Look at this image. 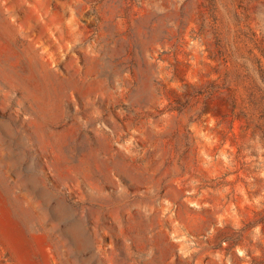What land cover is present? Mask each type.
Instances as JSON below:
<instances>
[{"label":"rangeland","instance_id":"1","mask_svg":"<svg viewBox=\"0 0 264 264\" xmlns=\"http://www.w3.org/2000/svg\"><path fill=\"white\" fill-rule=\"evenodd\" d=\"M0 196V264H264V0H0Z\"/></svg>","mask_w":264,"mask_h":264},{"label":"bare ground","instance_id":"2","mask_svg":"<svg viewBox=\"0 0 264 264\" xmlns=\"http://www.w3.org/2000/svg\"><path fill=\"white\" fill-rule=\"evenodd\" d=\"M6 204L7 203H5L4 198H2L0 196V205L2 206V209L5 208V207H7ZM23 215L25 217L27 216V214L24 211H23ZM6 223L12 229H17L18 227L21 226L19 224V221L15 220V219H12V218L7 219V222ZM35 238H36V241H37V243H38V245H39V247L41 249L42 264H48V262H47L48 261V255L45 252V245H46V241H47L46 234L37 235ZM31 264H34V263L31 262Z\"/></svg>","mask_w":264,"mask_h":264}]
</instances>
